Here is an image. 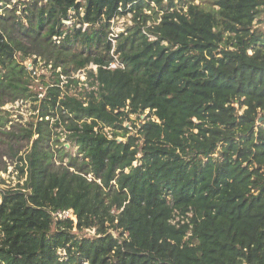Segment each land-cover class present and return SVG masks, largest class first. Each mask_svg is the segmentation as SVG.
Here are the masks:
<instances>
[{
    "label": "trees",
    "instance_id": "16d2710c",
    "mask_svg": "<svg viewBox=\"0 0 264 264\" xmlns=\"http://www.w3.org/2000/svg\"><path fill=\"white\" fill-rule=\"evenodd\" d=\"M28 3L19 17L0 0V108L37 111L25 181L0 193V264H264V0ZM125 16L126 68L109 70ZM34 54L54 71L45 94ZM61 128L77 152L57 166Z\"/></svg>",
    "mask_w": 264,
    "mask_h": 264
},
{
    "label": "rangeland",
    "instance_id": "374dc122",
    "mask_svg": "<svg viewBox=\"0 0 264 264\" xmlns=\"http://www.w3.org/2000/svg\"><path fill=\"white\" fill-rule=\"evenodd\" d=\"M28 2L29 0H12V4L8 7L10 9H15L17 11V15L19 17H22L21 15L23 14L24 9H26L29 5ZM195 2L197 4L207 5L206 0H195ZM71 14L73 19H71L69 22H65L66 28L71 27L74 23H78L79 21L75 16V11L72 10ZM130 17L131 16L119 17V19H117L115 23V26L118 29L126 30V28L131 25ZM24 24H26V20H24ZM256 24L264 28V15L256 21ZM86 27L87 25L84 28ZM32 49L36 50L35 47H32ZM35 60L37 62H35ZM25 65L34 74V90L45 94V84L52 83L55 78L54 71L51 69V66H47L42 57L37 54H34L32 57L28 58L25 62ZM90 68H93V66H90ZM57 72H60V69ZM74 75L81 81H86L88 78L86 71H82L81 73L78 72ZM63 80H65V78H63ZM81 87L83 86L80 85L79 88L76 89V87L73 86L72 92H79ZM35 105V103L28 99L6 103L4 107L0 108V122H5L7 120V124L4 126V128L0 125V193L6 189L15 188L18 187V185H23L25 181V179H19L20 172L18 170V166L21 165L19 158L21 156L24 157L30 147V143L25 137L26 133L24 131L30 130L31 124L35 123L36 121L37 111H35ZM4 111L10 113V115H7ZM148 115L149 111H147L144 115H141L140 118L132 116V120L136 125L141 126L142 123H144V120L147 119ZM131 126L132 123L126 124L127 128L132 129L133 134L135 133V128L133 129L131 128ZM108 130L109 129H107L106 131ZM60 133L62 134V128L54 130L51 136V140L48 142L51 150L55 154L54 161L57 166L60 164L59 157L64 146L66 150L69 151L73 156H76L77 152V148L71 147L70 142H68L66 136L63 134L61 135ZM64 161L66 163L67 159H65ZM71 219H73L74 221L76 220L73 216ZM78 234L80 236H93L95 235V231H86Z\"/></svg>",
    "mask_w": 264,
    "mask_h": 264
},
{
    "label": "built area",
    "instance_id": "2783aa9c",
    "mask_svg": "<svg viewBox=\"0 0 264 264\" xmlns=\"http://www.w3.org/2000/svg\"><path fill=\"white\" fill-rule=\"evenodd\" d=\"M117 19L119 18L113 19L111 21V33L109 34V41L112 44V51H111L112 61L110 62L108 67H106L109 70H124L126 68V64L124 63V61L121 59L120 55L116 53L119 35L120 33H123L125 31L122 29H118L115 26ZM144 33L147 35L146 32ZM152 39L153 37L150 38V40ZM93 69L97 70V67L93 66ZM81 72L82 71H80L79 73ZM72 213H73L72 211H58L57 213L54 214V217L56 220L63 218H72Z\"/></svg>",
    "mask_w": 264,
    "mask_h": 264
},
{
    "label": "water",
    "instance_id": "95a60500",
    "mask_svg": "<svg viewBox=\"0 0 264 264\" xmlns=\"http://www.w3.org/2000/svg\"><path fill=\"white\" fill-rule=\"evenodd\" d=\"M73 11H74V9H73ZM263 120H264L263 118H262V119H260V120H259V123H260V122H262Z\"/></svg>",
    "mask_w": 264,
    "mask_h": 264
}]
</instances>
